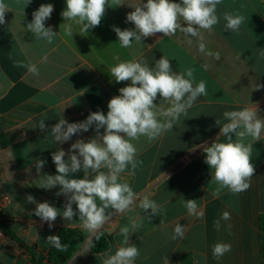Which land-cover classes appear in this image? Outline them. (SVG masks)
Instances as JSON below:
<instances>
[{
	"label": "crops",
	"instance_id": "0c3cea01",
	"mask_svg": "<svg viewBox=\"0 0 264 264\" xmlns=\"http://www.w3.org/2000/svg\"><path fill=\"white\" fill-rule=\"evenodd\" d=\"M142 2L146 0H108L100 25L86 32L82 25L64 21L61 12L66 0H4L10 11L0 25V208L8 215L13 233L45 261L53 247L46 238L57 235L61 227L84 232L83 243L65 264H103L125 246L120 229L128 227L129 241L140 252L134 264H165V257L168 264H180L186 254L193 256L195 264H263L260 216L264 214V132L253 144L255 175L250 187L238 194L225 188L219 197L213 196L218 185L211 182L212 170L204 163L203 147L216 140L220 126L215 120L227 122L223 119L225 111L254 105L264 120V88L256 89L257 84L264 85V0H221L216 13L219 23L210 31L201 29L197 37L179 30L168 37L158 33L123 48L113 26L134 29L126 16ZM49 3L54 11L45 26L57 33L51 44L37 39L26 28L32 13ZM225 12L244 17L238 31L225 29ZM67 23H72V35L65 34ZM201 43L205 52L200 51ZM208 52L219 53V60ZM162 56L170 60L174 72L192 68L193 86L204 81L207 95L198 97L172 130L151 142L144 136L132 141L137 148L136 159L142 163L135 170L129 165L118 180L129 184L135 193L127 210L116 213L107 209L110 219L95 233L85 229L78 214L71 221L58 215L50 228L35 216L36 205L26 197L47 201L62 212L66 197L56 195L60 186L42 188L44 175L57 174L51 154L58 149L67 152L77 139L87 142L96 135L93 126L59 144L50 135L51 127L62 118L69 123L84 121L98 110L106 115L109 100L130 83H116L111 78V67L141 58L154 67ZM18 60L34 64L39 75L17 67ZM154 103L158 119L163 120L159 113L167 110L171 101L161 100L158 95ZM42 119L46 125L43 131L39 128ZM218 139L225 140L223 136ZM248 142H252L251 137L245 140ZM36 160L46 161L39 173ZM83 175L79 171L70 178ZM144 198L160 206L157 215L140 208ZM188 200H196L202 216L188 213ZM96 202L100 205L98 198ZM226 211L231 214L228 220L222 219ZM178 223L185 227V236L172 239ZM101 231L107 232L114 243L107 251L94 254L91 243ZM216 243L230 244L231 251L214 257ZM0 264H31L19 243L1 231Z\"/></svg>",
	"mask_w": 264,
	"mask_h": 264
},
{
	"label": "clouds",
	"instance_id": "9594fccd",
	"mask_svg": "<svg viewBox=\"0 0 264 264\" xmlns=\"http://www.w3.org/2000/svg\"><path fill=\"white\" fill-rule=\"evenodd\" d=\"M220 3L221 0H181L179 3L174 0H146V3L135 6L134 11L126 16V22L134 24V29L121 30L113 26V31L123 48H130L133 41L141 43L142 38L153 37L158 33L166 37L173 36L178 30L187 36L197 37L201 29L210 31L219 23L216 13ZM107 5L108 0H66V8L61 16L64 21L82 25V30L89 32L100 25ZM9 11V6L0 0V25L5 23V14ZM53 11L52 4H41L32 13V21L26 26L37 39L49 44L57 35L52 27L45 26ZM223 19L226 21L225 29L231 31H238L244 21L243 16L230 12H225ZM64 29L66 35H72V23L65 24ZM199 48L205 52L203 43ZM207 55L217 60L220 58L219 53L208 52ZM114 59L119 61L120 57L115 56ZM15 63L17 67L27 68L28 72L39 75L34 64L19 60ZM193 71L188 68L183 73L174 72L170 60L165 56L156 60L154 67H149L143 58L119 62L111 67V78L116 83H130L119 88V95L109 100L107 114L98 110L91 112L84 121L73 123L62 118L51 127L50 135L59 144L69 141L74 135L88 132L93 126L96 135L87 142L77 139L67 152L58 149L51 154L57 174L44 175L42 188L51 189L59 185L60 190L56 195L65 196L66 203L61 212L49 202H37L28 195L27 201L36 205L35 216L47 222L51 228L58 215L71 221L78 214L85 229L95 233L110 219L106 214L107 209L111 208L116 213L127 210L134 201L135 193L129 184L118 180L129 165L135 170L142 163L136 159L137 148L132 141L144 136L151 142L172 130L197 98L207 95L204 81L193 86ZM260 88H264V85L257 84L256 89ZM158 95L161 100L171 101V106L159 113L163 120L158 119L157 104L154 103ZM257 110L253 105L242 110L225 111L223 119L227 122L222 124L220 119L215 120V124L220 126L219 134L210 146L203 147L206 154L204 163L212 170L211 182L218 185L213 192L214 197H219L225 188L238 194L250 187V179L255 175V167L251 162L253 144L260 141L261 133L264 132V120L259 118ZM44 121L42 119L39 123L42 131L46 127ZM100 129H103L102 134ZM220 136L225 138L223 142L219 141ZM248 137L252 138V142L245 143ZM45 163L44 160L35 161L38 173ZM101 169H107V172ZM79 171H83V178H70L71 174ZM97 198L100 205L96 202ZM185 206L190 215L202 216V213H198L196 200L185 201ZM140 208L145 212L150 209L153 215H157L160 210V206L148 198L142 200ZM147 218L150 219V215ZM230 218L229 212L222 214V219ZM216 226L219 228V221ZM133 227H136L135 223ZM173 231L172 239L184 238L185 227L181 224L178 223ZM120 232L124 236L125 246L119 247L103 264H134L140 255L138 247L129 241V228L123 227ZM46 242L61 251L66 248L57 235L48 236ZM229 251L230 244L216 243L212 254L219 258ZM165 264H168L167 257Z\"/></svg>",
	"mask_w": 264,
	"mask_h": 264
},
{
	"label": "trees",
	"instance_id": "16d2710c",
	"mask_svg": "<svg viewBox=\"0 0 264 264\" xmlns=\"http://www.w3.org/2000/svg\"><path fill=\"white\" fill-rule=\"evenodd\" d=\"M9 221L8 215H6V213H4L0 208V231L5 236L19 243L21 249L30 256L31 264H65L84 240V232L81 229L61 227L57 236L60 237L61 244L66 246V248L61 251L52 247L49 251L48 258L45 261L13 233L9 227ZM260 225L262 230V257L264 264V214L260 216ZM113 243L112 237L107 232L101 231L92 240V253L99 254L105 252ZM180 264H195L193 256L191 254L182 256L180 258Z\"/></svg>",
	"mask_w": 264,
	"mask_h": 264
}]
</instances>
